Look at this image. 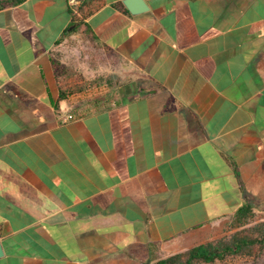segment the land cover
I'll use <instances>...</instances> for the list:
<instances>
[{
	"label": "crops",
	"instance_id": "obj_1",
	"mask_svg": "<svg viewBox=\"0 0 264 264\" xmlns=\"http://www.w3.org/2000/svg\"><path fill=\"white\" fill-rule=\"evenodd\" d=\"M144 3L0 7V264H149L264 207V0ZM81 34L110 100L64 121Z\"/></svg>",
	"mask_w": 264,
	"mask_h": 264
},
{
	"label": "trees",
	"instance_id": "obj_2",
	"mask_svg": "<svg viewBox=\"0 0 264 264\" xmlns=\"http://www.w3.org/2000/svg\"><path fill=\"white\" fill-rule=\"evenodd\" d=\"M26 0H0V7L18 5ZM72 12L74 13L73 9ZM84 29L83 33L95 40L96 36L90 25L81 21L72 31ZM58 72L63 75L65 66L56 61ZM65 70H68L65 69ZM69 94V90L62 91V98ZM256 207L250 203H244L232 218L229 235L198 244L185 251L177 252L165 258L149 264H214L218 261H226L229 258L250 256H263L264 254V222H259ZM254 261L251 264H257Z\"/></svg>",
	"mask_w": 264,
	"mask_h": 264
},
{
	"label": "rangeland",
	"instance_id": "obj_3",
	"mask_svg": "<svg viewBox=\"0 0 264 264\" xmlns=\"http://www.w3.org/2000/svg\"><path fill=\"white\" fill-rule=\"evenodd\" d=\"M84 34V33H83ZM81 36H78L76 41L74 42H67L66 48L63 50H60L56 54V59L66 60V62L63 63L65 66V69L68 68V70H63L62 75V81L63 85L69 90V93L77 92L82 90L86 85L89 83H106L105 80H101L99 78L94 79H87L84 77L82 72L77 69L74 65H70L67 62V59L69 60V50L71 51V48H76V55L78 59L85 61L90 59V56H92V50L89 47L88 43L85 41V34ZM82 37V39H81ZM93 44H97L95 41H91ZM70 44V46H69ZM71 47V48H70ZM94 53V52H93ZM61 62V61H60ZM111 87V86H110ZM112 88V87H111ZM257 211V217L259 222H264V207L256 208ZM231 233V230L229 227L227 228V232L223 235H229ZM254 261H257V264H264V254L263 256H256V254L250 255V256H243V257H235V258H229L226 261H218L214 264H251Z\"/></svg>",
	"mask_w": 264,
	"mask_h": 264
},
{
	"label": "built area",
	"instance_id": "obj_4",
	"mask_svg": "<svg viewBox=\"0 0 264 264\" xmlns=\"http://www.w3.org/2000/svg\"><path fill=\"white\" fill-rule=\"evenodd\" d=\"M107 92L108 85L106 83L98 82L89 83L82 90L73 92L71 94L74 101L73 107L65 116L64 121L76 119L84 116L88 112L106 107L110 100L105 98ZM110 103H113V101H110Z\"/></svg>",
	"mask_w": 264,
	"mask_h": 264
},
{
	"label": "water",
	"instance_id": "obj_5",
	"mask_svg": "<svg viewBox=\"0 0 264 264\" xmlns=\"http://www.w3.org/2000/svg\"><path fill=\"white\" fill-rule=\"evenodd\" d=\"M124 3L133 13H137L146 8L144 0H124ZM4 255H5V250L2 241L0 239V258L3 257Z\"/></svg>",
	"mask_w": 264,
	"mask_h": 264
}]
</instances>
